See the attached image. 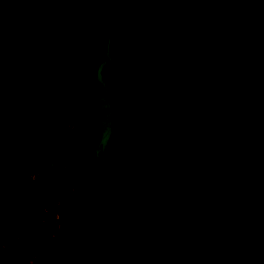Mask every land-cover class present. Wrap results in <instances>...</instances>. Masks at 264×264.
I'll return each instance as SVG.
<instances>
[{
  "label": "water",
  "instance_id": "95a60500",
  "mask_svg": "<svg viewBox=\"0 0 264 264\" xmlns=\"http://www.w3.org/2000/svg\"><path fill=\"white\" fill-rule=\"evenodd\" d=\"M69 120L56 264H264V0H0V182Z\"/></svg>",
  "mask_w": 264,
  "mask_h": 264
},
{
  "label": "trees",
  "instance_id": "16d2710c",
  "mask_svg": "<svg viewBox=\"0 0 264 264\" xmlns=\"http://www.w3.org/2000/svg\"><path fill=\"white\" fill-rule=\"evenodd\" d=\"M64 125L66 149L57 164L0 182V264H23L33 259L39 264H56L60 220L74 193L75 153L69 129L75 136L76 129L71 120ZM52 189H60L62 197L50 204Z\"/></svg>",
  "mask_w": 264,
  "mask_h": 264
},
{
  "label": "rangeland",
  "instance_id": "374dc122",
  "mask_svg": "<svg viewBox=\"0 0 264 264\" xmlns=\"http://www.w3.org/2000/svg\"><path fill=\"white\" fill-rule=\"evenodd\" d=\"M67 129V127H65ZM70 132V139L73 141L70 143V146L72 147L74 145V138H75V133L73 132V130L69 129ZM52 197L50 198V204H53L56 200L60 199L62 197V194H61V191L60 189H52L51 190V193ZM20 215H23L22 213H19ZM29 263H32V264H39V261L37 262L36 259H33L32 262H29Z\"/></svg>",
  "mask_w": 264,
  "mask_h": 264
},
{
  "label": "built area",
  "instance_id": "2783aa9c",
  "mask_svg": "<svg viewBox=\"0 0 264 264\" xmlns=\"http://www.w3.org/2000/svg\"><path fill=\"white\" fill-rule=\"evenodd\" d=\"M23 264H32V263H29V262H25V263H23Z\"/></svg>",
  "mask_w": 264,
  "mask_h": 264
},
{
  "label": "flooded vegetation",
  "instance_id": "af4514ba",
  "mask_svg": "<svg viewBox=\"0 0 264 264\" xmlns=\"http://www.w3.org/2000/svg\"><path fill=\"white\" fill-rule=\"evenodd\" d=\"M64 127H66L65 125H64ZM66 129V128H65Z\"/></svg>",
  "mask_w": 264,
  "mask_h": 264
}]
</instances>
